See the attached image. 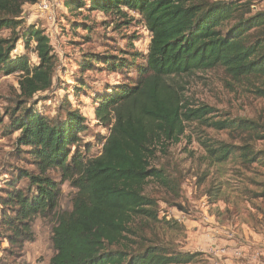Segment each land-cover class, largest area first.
<instances>
[{"label":"trees","instance_id":"1","mask_svg":"<svg viewBox=\"0 0 264 264\" xmlns=\"http://www.w3.org/2000/svg\"><path fill=\"white\" fill-rule=\"evenodd\" d=\"M39 2L0 0V73L19 76L17 113L11 114V129L19 133L16 160L24 156L31 166L9 169L0 196V238L8 242L9 255L34 240L36 219L52 215L55 252L50 264L193 263L199 253L166 248L157 234L156 240L148 238L150 228L178 224L159 220L157 202L145 190L150 182L168 186L165 169L155 161L191 140L187 131L192 123L228 132L236 140L228 144L200 136L209 165L264 163V150L255 147L264 143L262 124L218 118L215 108L190 103L177 82L223 69L264 100V10H254L253 0H88V6L85 0H65L64 9L73 16L86 10L113 18L118 33L131 25L129 13H134L151 36L145 54L135 46L137 36H130L125 50L85 56L79 63L81 75L103 65L123 80L96 96L95 117L108 136L102 137L101 154L90 157L83 144L87 118L67 97L55 118L44 116L39 102L27 106L53 89L59 63L46 32L25 27V6ZM20 40L37 64L28 55H14ZM78 81L74 97L88 88ZM66 183L74 194L71 207L60 209Z\"/></svg>","mask_w":264,"mask_h":264},{"label":"rangeland","instance_id":"2","mask_svg":"<svg viewBox=\"0 0 264 264\" xmlns=\"http://www.w3.org/2000/svg\"><path fill=\"white\" fill-rule=\"evenodd\" d=\"M59 1L64 3L65 0ZM263 1L253 0L254 10H264ZM85 2L88 6V0ZM53 12L57 25L50 26L39 17L35 6H25L24 9L25 27L36 26L47 31L59 59L53 89L39 94L27 106L39 102L38 108L42 114L55 118L59 105L67 97L73 108L80 110L87 118L89 129L83 135V144L88 145L90 157H97L102 152V137L108 136V130L96 120V96L123 80L119 74L110 75L103 70V65L81 75L78 65L85 56L106 52L116 54L119 50H125L130 36H137L135 46L145 54L151 36L134 13H129L134 18L131 25L118 33L114 31V19L96 11L84 10L77 16L67 13L64 8H53ZM87 27L91 29L86 30ZM4 34L7 36L8 32ZM14 55H28L32 64L38 63L36 55L25 50L22 40L17 43ZM130 76L134 77L133 74ZM78 80H83L88 88L74 97L73 87L78 86ZM177 82L183 86L190 103L215 108L218 118L253 119L264 126V100L255 98L246 86L233 82L223 69L198 72L177 78ZM18 94L19 76L0 73V196L9 178V169L31 168L24 161V156L16 160L19 155L16 145L19 133L11 129V114L17 113L13 109ZM187 135L191 140L184 139L155 161L156 166L165 169L168 186L150 182L145 190V194L157 202L159 220L176 222L178 225L172 229L162 223L150 228L148 238L156 240L154 236L157 234L159 242L166 248L181 252L197 250L200 256L191 264H216L228 259L229 253L219 258L213 253L214 246L208 247L213 241L212 236L207 234L211 231L217 239L216 246H225L222 248L229 251L236 248L246 250L240 258L231 253L233 260L252 259L257 250H264V163L244 167L231 161L221 166H211L205 159L206 153L199 143V137L228 144H236V140L228 132H218L198 123L189 125ZM255 147L264 150V143H255ZM25 185V182L20 184L21 187ZM73 194L74 190L69 184H64L60 209L71 207ZM55 222L52 215L36 219L34 240L26 243L15 256L9 255L11 249L8 242L0 238V264H50L55 252L51 241Z\"/></svg>","mask_w":264,"mask_h":264},{"label":"built area","instance_id":"3","mask_svg":"<svg viewBox=\"0 0 264 264\" xmlns=\"http://www.w3.org/2000/svg\"><path fill=\"white\" fill-rule=\"evenodd\" d=\"M34 6L37 8V14L39 15V17H42L43 19H45L49 23L50 26L51 25L54 26V25H57V22H56L55 13L53 12V8H57V9L64 8V3L60 2L59 0H53V2L49 0H40V2ZM48 33H50V31ZM46 34H47V31H46ZM47 36L51 40L50 35L47 34ZM212 250H213V253L220 255V256H226V254L229 253L228 248L214 247ZM244 251L243 249H237V248L232 250L233 254L238 258L243 257ZM256 257L258 258L257 254L252 256V259H256Z\"/></svg>","mask_w":264,"mask_h":264},{"label":"crops","instance_id":"4","mask_svg":"<svg viewBox=\"0 0 264 264\" xmlns=\"http://www.w3.org/2000/svg\"><path fill=\"white\" fill-rule=\"evenodd\" d=\"M27 6L31 7L30 5H27ZM207 234H208V236H212V238H213V241L210 242L212 244H210V246H208V247L209 248H211V246L215 247L216 246L215 243H216L217 239H215L216 237L214 236L215 235L214 232L208 231ZM220 247H225V246H216V248H220ZM232 250L233 249H230V251H229L228 259H225L224 261H220L219 263H216V264H264V250H261V251L257 250L256 253L258 255V258L256 257V259H249L247 261L245 260V261H240V262L233 260V256L231 254V253H233ZM196 251L197 250H195V251L190 250L189 252H196ZM202 252H204V251H202ZM217 256L219 258L222 257L220 255H217ZM212 264H215V263H212Z\"/></svg>","mask_w":264,"mask_h":264}]
</instances>
